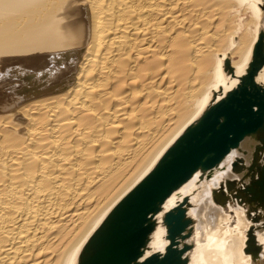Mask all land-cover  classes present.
Listing matches in <instances>:
<instances>
[{
  "label": "bare ground",
  "instance_id": "bare-ground-1",
  "mask_svg": "<svg viewBox=\"0 0 264 264\" xmlns=\"http://www.w3.org/2000/svg\"><path fill=\"white\" fill-rule=\"evenodd\" d=\"M242 89L259 124L137 221ZM263 97L264 0H0V264H264Z\"/></svg>",
  "mask_w": 264,
  "mask_h": 264
},
{
  "label": "water",
  "instance_id": "water-1",
  "mask_svg": "<svg viewBox=\"0 0 264 264\" xmlns=\"http://www.w3.org/2000/svg\"><path fill=\"white\" fill-rule=\"evenodd\" d=\"M252 94L246 89H242L239 95L230 97L227 101H223L217 104L206 117L202 120L198 128L193 130L187 137L185 144H182L176 151L172 160L169 162L163 172L167 173L165 180L172 182L171 185L163 186L158 181V178L151 184L147 201H143L142 206L137 207V213L134 218L141 223L144 221V217H148L150 211H156L158 204H160L168 193L176 188L179 183L185 180L197 167L198 164L211 167L214 163L218 162L231 147H234L238 141L242 139L244 134L249 133L253 127H256L259 122L257 118L252 117L251 108L252 102L250 99ZM223 117L224 121L221 122L220 118ZM221 122V123H220ZM194 161V162H193ZM192 163L191 171L184 176L183 180L179 182L178 178H181L179 170L183 166H187ZM179 172V174H178ZM163 178V176H162ZM161 178V179H162ZM160 179V180H161ZM161 186L163 189H167L165 193H161ZM166 187V188H165ZM183 229L182 226H173L171 236H176ZM138 234L137 239L141 236ZM143 234L140 237L143 239ZM176 264V260L172 257L165 258L161 263Z\"/></svg>",
  "mask_w": 264,
  "mask_h": 264
},
{
  "label": "rangeland",
  "instance_id": "rangeland-1",
  "mask_svg": "<svg viewBox=\"0 0 264 264\" xmlns=\"http://www.w3.org/2000/svg\"><path fill=\"white\" fill-rule=\"evenodd\" d=\"M249 16L248 17H245V18H243V21L245 20V21H248V20H250L251 18L250 17H252L253 15H252V13L251 12H249V14H248ZM241 21V20H240ZM240 58H236L235 59V61H238ZM14 80V85L15 86H17L19 83H20V81H21V79H13ZM13 80H11V81H13ZM251 87H250V89H249V87H248V91H251ZM252 90H254V89H252ZM255 91V90H254ZM253 92V91H252ZM251 92V94H253L254 95V93H252ZM263 99H264V97H263Z\"/></svg>",
  "mask_w": 264,
  "mask_h": 264
}]
</instances>
